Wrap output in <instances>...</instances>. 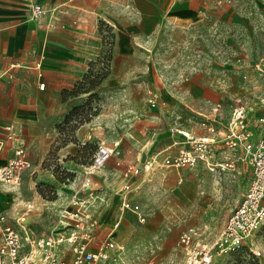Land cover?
I'll return each instance as SVG.
<instances>
[{"label": "rangeland", "instance_id": "rangeland-1", "mask_svg": "<svg viewBox=\"0 0 264 264\" xmlns=\"http://www.w3.org/2000/svg\"><path fill=\"white\" fill-rule=\"evenodd\" d=\"M223 4L232 5L248 19L244 28L212 18L211 23L177 36L173 29H165L162 37L144 45L147 49L133 53V68L112 71L113 47L106 48L102 37L100 55L61 90L68 109L52 132L45 134L47 145L38 138L30 149L34 162L41 164L40 172H33L32 164L22 172L18 185L3 184L11 193L12 205L0 208L21 214L32 204L27 219L52 230L72 190L82 188V172L99 144L114 148L118 142L93 174L98 186L104 187V199L94 209L109 228L120 218L114 233L125 247V262L186 264L178 240L191 226L200 228L204 242L212 244L241 201L251 166L236 159L234 166L224 164L225 169L211 170L203 162L178 168L165 165L162 159L164 153L173 155V147H189L183 134L171 127L197 130L199 108L222 96L228 100L238 94L248 99L264 95V67H257L264 63V0L215 1L216 6ZM152 91L158 98L155 106L149 103ZM159 151V161L145 171L144 163ZM60 158L65 163H58ZM229 158L236 157L218 145L214 163ZM134 162L141 171L131 180L130 196L146 215L144 222L121 209V171ZM213 264H264V224L239 250L215 255Z\"/></svg>", "mask_w": 264, "mask_h": 264}, {"label": "built area", "instance_id": "built-area-1", "mask_svg": "<svg viewBox=\"0 0 264 264\" xmlns=\"http://www.w3.org/2000/svg\"><path fill=\"white\" fill-rule=\"evenodd\" d=\"M25 1L29 8L28 21L47 29L65 27L59 21V14L67 11L62 9L63 4L47 6L33 0ZM102 27L104 46L112 48L113 32L106 23H102ZM261 64L264 67V63L257 64V67ZM260 69L263 70L262 67ZM40 88H44V83ZM157 99V94L152 91L149 103L155 106ZM228 104L229 112L220 101L195 111L200 117L199 125L207 131L205 135L176 130L169 125L172 131L183 134L189 147L166 155L162 159L165 165L180 168L203 162L215 170L217 166L221 169L234 166L236 159H242L252 169L241 201L212 244L204 242L200 228L191 226L180 233L178 245L183 249L186 264H213L215 255L239 250L246 239L264 224V96L259 100V107L243 95L235 96ZM6 128L11 130L12 126ZM13 135L11 133L8 137L11 139ZM218 145L236 158L215 164L214 152ZM113 150L103 142L99 144L85 170L81 188L85 193L80 190L72 193L68 204L60 210L52 230L38 229L27 219L30 207L17 216L0 210V264H127L125 247L115 240L114 232L118 230L120 220L109 228L94 209L102 199L92 188L91 176L105 164ZM158 161V154H152L144 163L145 171ZM31 167L26 149L18 145L13 157L0 164V183L18 185L22 172ZM140 171V167L133 165L125 170L123 177L126 181L120 189L121 209L137 214L139 220L144 222L146 215L130 196L131 180ZM253 251L261 254L260 251Z\"/></svg>", "mask_w": 264, "mask_h": 264}, {"label": "crops", "instance_id": "crops-1", "mask_svg": "<svg viewBox=\"0 0 264 264\" xmlns=\"http://www.w3.org/2000/svg\"><path fill=\"white\" fill-rule=\"evenodd\" d=\"M33 1L47 6L63 4L62 9H67L59 14V21L65 27L47 29L27 20L29 8L25 0H0V164L13 157L15 148L21 145L34 165L33 172H40L41 164L34 162L30 149L38 138L47 145L49 140L45 138V134L52 132L56 127L55 123L62 119L68 109L67 104L62 101L61 90L100 55L102 23L110 26L114 36L113 60L110 65L112 71L133 68V53L147 49L145 46L162 37L165 29H173L174 35L181 34L211 23L212 18H219L237 28H244L248 23V19L232 5L216 6V0ZM42 83L44 88H40ZM235 96L228 100L224 96L220 98L219 101L225 104L227 112L228 103ZM263 96L249 97L259 107V100ZM219 101H212L210 104ZM7 126H12L11 130ZM200 127L189 132L207 134ZM11 133L14 135L10 139L8 136ZM117 144L118 142L114 143V148ZM182 147H173L172 153H177ZM153 154H158L160 158L162 151ZM62 159L58 163H65ZM117 164L121 162L118 161ZM126 165L122 174L128 167H139L140 164L134 162ZM85 176L82 172L81 187ZM93 176L92 188L103 200L104 187L98 186ZM133 179L135 178L132 181ZM125 181L122 178V183ZM80 189H73L72 193ZM9 192L0 183V207L3 209L12 205ZM67 204L68 202L64 206ZM20 212L8 214L17 216ZM119 219L109 223L110 227ZM36 227L44 230L43 227Z\"/></svg>", "mask_w": 264, "mask_h": 264}]
</instances>
